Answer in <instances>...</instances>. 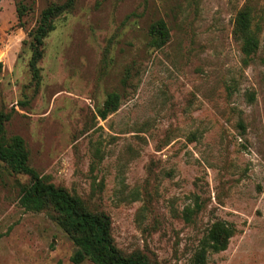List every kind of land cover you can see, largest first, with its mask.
<instances>
[{"label":"rangeland","instance_id":"374dc122","mask_svg":"<svg viewBox=\"0 0 264 264\" xmlns=\"http://www.w3.org/2000/svg\"><path fill=\"white\" fill-rule=\"evenodd\" d=\"M64 1L0 0L3 141L22 136L46 181L107 213L124 255L191 264L223 220L235 233L207 264H264V0H76L36 79L33 33ZM245 7L260 38L248 64L233 33ZM112 91L122 100L103 119ZM29 182L0 160V264H94L72 261L51 206L20 204Z\"/></svg>","mask_w":264,"mask_h":264},{"label":"trees","instance_id":"16d2710c","mask_svg":"<svg viewBox=\"0 0 264 264\" xmlns=\"http://www.w3.org/2000/svg\"><path fill=\"white\" fill-rule=\"evenodd\" d=\"M76 0H65L63 3H52L43 10L40 22L33 33V54L30 67L34 77L40 79L39 61L44 55L43 43L55 26L53 20L64 11L70 10ZM164 24L159 25V33L164 36L158 45H163L168 37ZM233 33L240 41L243 52V61L248 64L260 46L259 30L253 25L249 7L237 12L234 19ZM2 62H0V67ZM130 77L127 70L124 81ZM252 98V96H251ZM122 95L117 91L108 93L104 105L99 110L101 118L105 119L108 113L114 111L121 103ZM3 119L0 118V160L12 165L15 171L27 173L30 182L21 188L20 204L26 210L40 211L49 206L56 212L58 223L70 234L78 246L72 261L80 263L90 259L94 264H149L143 254L124 255L116 246L111 235V217L104 212H93L87 209L80 197L71 194L65 187L48 182L28 163V151L25 139L14 135L9 143L3 141ZM201 208L197 204V210ZM191 210L187 208L186 215ZM235 233L232 224L218 220L212 224L203 238L200 248L195 253L191 264H207L209 252H220L228 248L230 239Z\"/></svg>","mask_w":264,"mask_h":264}]
</instances>
